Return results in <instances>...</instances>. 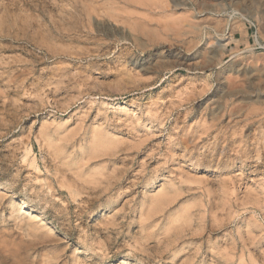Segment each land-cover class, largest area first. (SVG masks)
<instances>
[{"label":"rangeland","instance_id":"obj_1","mask_svg":"<svg viewBox=\"0 0 264 264\" xmlns=\"http://www.w3.org/2000/svg\"><path fill=\"white\" fill-rule=\"evenodd\" d=\"M0 264H264V0H0Z\"/></svg>","mask_w":264,"mask_h":264},{"label":"bare ground","instance_id":"obj_2","mask_svg":"<svg viewBox=\"0 0 264 264\" xmlns=\"http://www.w3.org/2000/svg\"><path fill=\"white\" fill-rule=\"evenodd\" d=\"M181 26V25H180ZM204 26V25H203Z\"/></svg>","mask_w":264,"mask_h":264}]
</instances>
